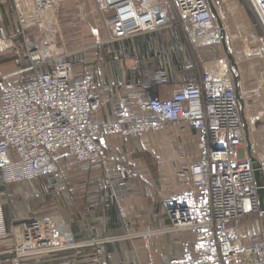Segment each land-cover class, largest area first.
Segmentation results:
<instances>
[{"label":"built area","instance_id":"1","mask_svg":"<svg viewBox=\"0 0 264 264\" xmlns=\"http://www.w3.org/2000/svg\"><path fill=\"white\" fill-rule=\"evenodd\" d=\"M261 32L258 45L264 53V0H244ZM98 0L101 12L111 4L112 13L104 26L108 41L153 32L173 11L185 38L196 46H221L223 25L219 24L207 0H164L144 4L141 0ZM213 4V3H212ZM170 7V8H169ZM214 7V4H213ZM28 65L0 90V182L19 183L56 171L58 155L71 156L83 164H104L105 140L110 137L139 139L158 134L169 125L186 124L197 133L195 162L176 173L181 188L169 192L161 207L170 218L169 230H188L193 240L183 242L181 253L170 264H264V240L249 247L237 246L239 233L234 223L246 213L256 218L246 226L245 238L263 237L255 171L264 177V156L255 168L243 158L244 146L240 112L234 83L228 71L205 63L195 80L185 82L165 98L154 90L166 83L168 74L160 69L141 83L139 90L127 85L119 96L113 117L98 122L100 103L91 97L94 74L76 76L71 63L53 60L47 65L37 43L25 40ZM105 175L116 197L132 175L118 158H111ZM0 202V238L8 236ZM31 252H15L9 264H21Z\"/></svg>","mask_w":264,"mask_h":264},{"label":"crops","instance_id":"2","mask_svg":"<svg viewBox=\"0 0 264 264\" xmlns=\"http://www.w3.org/2000/svg\"><path fill=\"white\" fill-rule=\"evenodd\" d=\"M212 1L215 13L225 26L224 16L232 1L227 0L226 5L225 0ZM244 5L241 4L239 13L247 10L251 16L245 1ZM66 6L77 8L81 16L83 12L82 20L88 21L85 26L93 27L96 23L92 20V14L97 10L91 0H0V90L5 82L30 76V72L15 75L27 62L24 51L26 39L39 41L45 38L40 45L46 42V47L43 46L40 51L47 62L57 58L67 59L69 53H72L56 52L59 47H55V54L52 53L54 48L51 46L52 43L55 46L61 43L57 39L60 37L55 35L56 29H62L61 23L67 20L61 14ZM251 18L257 29L253 16ZM90 34L96 35L95 39L104 40V36L98 35L95 30H91ZM128 39H125L126 44H122V40H104L93 52L102 59V63L99 62L95 68L94 88L91 91V97L100 103V108L94 115L98 122L111 119L117 106V98L127 91L131 93L125 87L132 84L133 90H139L147 74L160 69L167 71L166 83L154 90L162 99L199 75L193 74L186 67L182 69V66L174 65V55L171 53L174 51L173 35L166 30L136 33ZM233 51L248 139L247 143L240 113L244 136L240 154L243 158L250 159L256 168L261 156H264V54L246 55L236 46ZM49 67L50 64H47L39 69L46 71L50 70ZM74 74L79 76L83 71L77 70ZM169 130L171 134L168 141L174 143L176 150L165 156L163 165L154 161V146L150 143V134L133 140L120 137L106 139L108 158L103 162L104 165L79 164L83 174L92 171L94 175L86 173L85 178L70 182L74 187L77 185L86 191L84 198L82 196L69 200L70 210L74 215L65 222L62 236L69 244L58 245V235L56 238L37 233L27 235L28 229L24 226L22 229L26 234L18 232L17 241L28 242L38 249L25 255L20 260L21 264H170L172 259L177 258L183 242L192 241L193 235L188 230L175 232L168 229L170 218L162 209L161 200L169 192L181 188V182L172 177L174 165L181 163L180 158L185 153L188 154V151L191 152L190 148L192 153L187 156L191 158L189 161L195 162L198 145L197 133L186 124L169 125L165 131ZM142 152L148 153L147 158L139 156ZM160 152L161 148L158 151L161 157ZM111 158L125 159L132 167V175L125 188L119 190L121 195L118 197L114 194L117 190L114 192V187L104 176L105 167L112 168ZM255 175L260 179L258 171H255ZM261 217L264 223V217ZM240 220L234 222L239 233L237 246L249 247L264 240V235L256 239H243V220ZM35 228L37 231L38 228ZM7 229L8 236L0 239V264H9L14 256L12 240L14 242L16 236L12 232L11 238V229L9 226ZM248 264H256V261L252 260Z\"/></svg>","mask_w":264,"mask_h":264},{"label":"rangeland","instance_id":"3","mask_svg":"<svg viewBox=\"0 0 264 264\" xmlns=\"http://www.w3.org/2000/svg\"><path fill=\"white\" fill-rule=\"evenodd\" d=\"M91 1L92 4H94V8H96L98 0ZM161 1L164 2V0H141L144 4H159ZM231 1L232 2L229 3V10L227 9L226 16L224 17L226 23L225 43L229 52L232 54L233 59L235 56L233 53L235 46L236 48L241 49V52L244 51L246 55H250L251 53L256 55L264 54L258 45V38L262 35L261 32L258 28L256 29V27L253 26L252 18L247 10L244 11V13H239L238 11L241 4L244 5V0ZM107 2L112 3V0H107ZM226 2L228 3V1L225 0V5L227 4ZM112 6L113 5L111 4L107 8H104V11H96L95 14H92V20L96 22L93 27L85 26L88 25V21L87 19H84L85 21L82 20L84 18L83 12L81 16V13L78 12L77 8L72 9L68 6H66L65 9L63 8V12L61 14H63V18L67 20L61 23L62 29H56L55 36L60 37L57 39H60L59 41L61 43L59 46H55L53 43L51 44L54 48L52 53H55V47H59L56 52H72L69 53L67 59L64 58V60H68L71 63L74 71L82 70L83 72H92L95 76V68L99 65V62L100 64L102 63V59L99 58L101 56H98L93 52L101 46L102 41H106L110 38L106 33L103 19L112 13ZM177 20L178 18H176L174 12L169 11L166 23L156 30L161 32L166 30L168 34L173 35L174 51L171 53L174 55L172 58L174 65L182 66V69H185L186 67L189 71H192L193 74H202L206 68L205 63H209L211 61L212 66L221 67L225 70V72L228 71L231 75L230 64H228L227 55L222 46L205 47L192 45L188 40H186L183 28H181L180 24L177 23ZM91 30H95L99 33L98 35L104 36V40H100L99 38L95 39L96 35H91ZM31 41L34 43L36 42L38 48H42L43 46L46 47V42L43 43L44 45H40V43L45 41V38H42L39 41ZM64 41L66 43H64ZM120 42L122 44H126L125 39H122ZM24 51L26 54L25 44ZM52 63L53 61L48 64L51 65ZM28 64L27 60L22 67H26ZM35 71L43 70L38 68ZM170 134V130L158 134H150L152 137V139L150 138V143L154 146V153L157 156H155L153 152L152 154H154V161L158 162L157 164L163 165L165 163V156H168V154L173 153L176 150L174 143L168 141V139H170V137H168ZM160 148L162 149V152H160L162 158L158 154ZM190 150L191 152L188 151L189 155L192 153L191 148ZM188 154L185 153L182 155L179 160L181 163L174 165L172 175L173 178H177L176 173L178 171L185 169L192 164L193 161H189L191 158H188ZM139 156L147 158L148 153L142 152V155ZM121 161L128 165L132 172L130 163H128L125 159H122ZM54 164H56L57 168L54 173L40 175L36 179L22 181L19 183H7V185H3L2 183V186L0 187V202L3 206L5 226H9V229H11V238L13 237V233L14 236H16L14 237V242L12 240V249L14 253L17 251L24 254L25 252H31L34 251V249H38L28 242L26 244L24 242L17 241V234L18 232H24L22 229L24 226L28 229L27 235L33 236L34 233H37L38 235L44 234L48 238H56L58 235V245L69 244L66 243L63 240L64 237H62L65 232V222L70 219L72 215H74L73 211L70 210L72 208L69 206V202L74 199H79L85 195L86 191L85 188L77 187V185L74 187V184L71 183L85 178L86 173L92 175L93 172L91 171L83 174L78 166L83 163H79L71 156L58 155L54 159ZM91 165H94V163H91ZM104 176L108 179L105 175V169ZM176 181L178 180L176 179ZM174 183L176 186V182ZM176 188H178V185ZM70 199L71 201H69ZM256 217L257 216L255 214L246 213V215L240 218V221L243 220L242 225L244 226L241 227V229H244L243 234H241L243 235V239H246L244 236L246 226L250 225ZM35 227L38 228L37 231L39 233L35 230ZM19 228L21 230H19ZM24 234L26 233L24 232ZM255 241L258 242L257 240Z\"/></svg>","mask_w":264,"mask_h":264},{"label":"water","instance_id":"4","mask_svg":"<svg viewBox=\"0 0 264 264\" xmlns=\"http://www.w3.org/2000/svg\"><path fill=\"white\" fill-rule=\"evenodd\" d=\"M210 2V6L212 8V13L214 15V17H216V20L219 24H221L219 17L217 16V14L215 13V10L213 8V2L211 0H207ZM218 17V19H217ZM224 33V32H223ZM225 33L223 34V39H222V48L225 50L226 55H227V59H228V64H230V72H231V78L233 80L234 83V90H235V96L237 97V101H238V105H239V112L241 113V119H242V125L245 131V139L246 142L248 143V139H247V127H246V123L243 117V100L241 98V96H239V80H238V75H237V68H236V64L234 63V59L232 57V54L229 52L228 48L226 47V43H225V38H224ZM255 181H256V191H257V195H258V207L260 208V214L261 216L264 217V177L263 175L260 176V179L255 177Z\"/></svg>","mask_w":264,"mask_h":264},{"label":"bare ground","instance_id":"5","mask_svg":"<svg viewBox=\"0 0 264 264\" xmlns=\"http://www.w3.org/2000/svg\"><path fill=\"white\" fill-rule=\"evenodd\" d=\"M212 1V0H211ZM213 2V1H212ZM214 3V2H213ZM217 19H218V17H217ZM221 22V21H220ZM222 25H223V23H222ZM223 29H224V32H225V26L223 25Z\"/></svg>","mask_w":264,"mask_h":264}]
</instances>
